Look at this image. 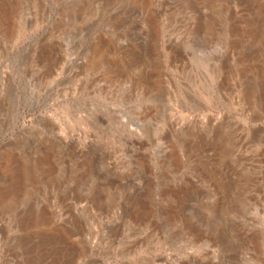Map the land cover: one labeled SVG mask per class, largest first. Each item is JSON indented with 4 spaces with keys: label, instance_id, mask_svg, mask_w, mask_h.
I'll return each instance as SVG.
<instances>
[{
    "label": "rangeland",
    "instance_id": "374dc122",
    "mask_svg": "<svg viewBox=\"0 0 264 264\" xmlns=\"http://www.w3.org/2000/svg\"><path fill=\"white\" fill-rule=\"evenodd\" d=\"M0 264H264V0H0Z\"/></svg>",
    "mask_w": 264,
    "mask_h": 264
}]
</instances>
